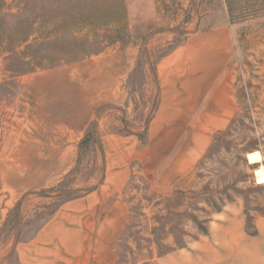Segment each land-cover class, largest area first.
<instances>
[{
	"label": "rangeland",
	"instance_id": "rangeland-1",
	"mask_svg": "<svg viewBox=\"0 0 264 264\" xmlns=\"http://www.w3.org/2000/svg\"><path fill=\"white\" fill-rule=\"evenodd\" d=\"M189 47L235 111L163 190L145 148L175 128L160 75ZM261 170L264 0H0V264H159L230 204L252 231Z\"/></svg>",
	"mask_w": 264,
	"mask_h": 264
},
{
	"label": "crops",
	"instance_id": "crops-1",
	"mask_svg": "<svg viewBox=\"0 0 264 264\" xmlns=\"http://www.w3.org/2000/svg\"><path fill=\"white\" fill-rule=\"evenodd\" d=\"M193 54L191 47L180 58L171 54L166 58L168 63L160 75L161 102L154 121L175 119V128L160 131L145 149L151 162L148 167H154L155 182L163 190L177 177L187 173L204 151L205 144L202 143L205 140H199L197 136H206L207 130L212 127L223 128L235 111L225 69L212 71L217 53L216 57L212 53H204L199 65ZM218 120L224 122L215 127ZM154 128V134L158 129L162 130ZM152 130L151 126V134ZM169 134H177L179 138L169 146L167 143L164 145L163 141ZM159 167L164 170L162 177L158 176ZM164 177H167L166 181ZM76 201L79 205L83 204L80 199ZM84 205L79 208L87 210L90 207L86 203ZM51 229L48 228V232ZM157 260L159 264H264V216L253 218L251 231L246 226L242 208L237 204L227 205L210 221L208 233L174 247Z\"/></svg>",
	"mask_w": 264,
	"mask_h": 264
},
{
	"label": "bare ground",
	"instance_id": "bare-ground-1",
	"mask_svg": "<svg viewBox=\"0 0 264 264\" xmlns=\"http://www.w3.org/2000/svg\"><path fill=\"white\" fill-rule=\"evenodd\" d=\"M248 158H249L251 163H255V162L260 161L261 156H260L259 152H254V153L248 154ZM257 176L260 177L261 182L264 181V171L263 170L257 172Z\"/></svg>",
	"mask_w": 264,
	"mask_h": 264
}]
</instances>
